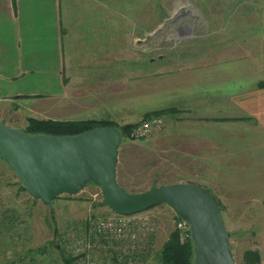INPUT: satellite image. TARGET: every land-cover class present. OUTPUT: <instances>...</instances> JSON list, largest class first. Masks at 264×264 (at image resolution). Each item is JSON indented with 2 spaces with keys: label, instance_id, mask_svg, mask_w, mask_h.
Here are the masks:
<instances>
[{
  "label": "rangeland",
  "instance_id": "1",
  "mask_svg": "<svg viewBox=\"0 0 264 264\" xmlns=\"http://www.w3.org/2000/svg\"><path fill=\"white\" fill-rule=\"evenodd\" d=\"M122 10V76L105 92L111 118L120 126L161 111L164 123L144 137H122L118 184L130 192L174 181L203 187L221 210L235 262L264 264V126L241 111L232 117L227 105L229 90L264 83V0H122ZM192 85H213L218 103L167 106L174 91ZM101 199L100 187L89 183L43 204L0 158V264H80L88 255L103 260L126 250L130 240L108 244L90 232L114 215ZM134 216L146 223L133 264H163L159 255L171 234L183 240L174 210L159 204ZM70 237L79 243L68 244ZM247 250L259 261L247 263Z\"/></svg>",
  "mask_w": 264,
  "mask_h": 264
},
{
  "label": "crops",
  "instance_id": "2",
  "mask_svg": "<svg viewBox=\"0 0 264 264\" xmlns=\"http://www.w3.org/2000/svg\"><path fill=\"white\" fill-rule=\"evenodd\" d=\"M123 22L122 0H0V120H112L105 92L121 80ZM211 86L174 91L167 106L218 103ZM227 105L264 126V87L233 88Z\"/></svg>",
  "mask_w": 264,
  "mask_h": 264
},
{
  "label": "water",
  "instance_id": "3",
  "mask_svg": "<svg viewBox=\"0 0 264 264\" xmlns=\"http://www.w3.org/2000/svg\"><path fill=\"white\" fill-rule=\"evenodd\" d=\"M121 132L99 126L75 135L29 134L0 120V158L24 190L43 204L61 194H76L92 183L100 187V206L132 215L167 204L186 221L193 245L192 264H237L230 233L213 196L203 187L174 181L130 192L118 184L117 160Z\"/></svg>",
  "mask_w": 264,
  "mask_h": 264
},
{
  "label": "trees",
  "instance_id": "4",
  "mask_svg": "<svg viewBox=\"0 0 264 264\" xmlns=\"http://www.w3.org/2000/svg\"><path fill=\"white\" fill-rule=\"evenodd\" d=\"M259 87H264V83ZM161 111H155L152 115H159ZM150 117L149 114L144 115V119ZM27 125L23 129L29 134H44V135H75L82 133L91 128L99 126H113L120 130L121 136L129 135V130L133 124L118 125L112 120H97V119H78V120H53V119H38L34 117H27ZM22 189H24L22 187ZM177 218H179L177 216ZM183 240L179 239L178 233L171 234L170 239L165 243L159 258L163 264H192L193 262V245L190 237ZM244 260L247 263H256L259 261V256L253 251L247 250L244 253Z\"/></svg>",
  "mask_w": 264,
  "mask_h": 264
},
{
  "label": "built area",
  "instance_id": "5",
  "mask_svg": "<svg viewBox=\"0 0 264 264\" xmlns=\"http://www.w3.org/2000/svg\"><path fill=\"white\" fill-rule=\"evenodd\" d=\"M163 119L160 116L153 115L140 122L134 123L130 130L129 136L134 138H141L149 134L155 128H161L163 126ZM137 214V213H136ZM132 215L116 214L110 218L99 219L92 226L90 232L93 235L103 237L109 244L112 239H128L130 245L126 247V250L107 254L103 259H97L95 257L87 256L83 260H80V264H133L135 261L134 249L138 236V228L140 224H145V220L138 221L137 218ZM176 225L182 230V239L188 236V224L182 218H177ZM79 241L69 238L68 244L76 245Z\"/></svg>",
  "mask_w": 264,
  "mask_h": 264
}]
</instances>
